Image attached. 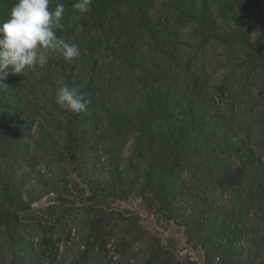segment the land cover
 Returning a JSON list of instances; mask_svg holds the SVG:
<instances>
[{
    "label": "rangeland",
    "instance_id": "374dc122",
    "mask_svg": "<svg viewBox=\"0 0 264 264\" xmlns=\"http://www.w3.org/2000/svg\"><path fill=\"white\" fill-rule=\"evenodd\" d=\"M195 11L213 32L206 51L215 52V57L205 63L212 73L210 85L222 83L231 69L234 82L241 83L215 104L220 115L214 118L219 122L218 141L207 150L210 153H202L198 142L192 154L180 156L181 147L167 143L166 119L153 127L154 132L143 126L149 99L141 100L140 95L130 99L129 94V99H122L126 120L111 128L114 140L108 146L93 141L76 163L42 160L45 148L34 146L36 165L26 160L12 169L0 166V264H49L39 240L43 233L54 238L59 233L51 226L29 224L26 216L29 209H45L60 197L73 201L75 220L58 246L55 264L81 260L87 244L91 246L89 264L98 261L105 253L98 255L87 221L97 208L89 198L102 190L109 191L100 212L108 216L106 254L112 256L113 264H264V199L256 195L264 187V0H198ZM183 32L182 49L200 42L194 40L193 29L186 27ZM143 53L150 60L153 51ZM53 57L59 56L52 54L50 62L39 68L40 74L50 72L51 83L62 87L61 73L53 70ZM141 58L137 56L139 65ZM135 74L144 75L141 69ZM245 78L256 82L250 95L244 88ZM6 83V79L0 81V90ZM38 93L45 95V90ZM31 97L40 99L35 92ZM137 104L143 105L138 118ZM45 112L54 116L51 109ZM206 139V135L201 139L204 148ZM232 141L236 143L232 166L242 167L247 176L239 186L230 187L222 185L218 157ZM199 152L195 162L187 160ZM162 162L168 163L156 173L155 163ZM179 162L183 163L179 170H172L173 163ZM74 183L84 194L74 189ZM251 189L257 191L253 201L247 197ZM120 245L126 247L127 257L122 260L117 252Z\"/></svg>",
    "mask_w": 264,
    "mask_h": 264
},
{
    "label": "trees",
    "instance_id": "16d2710c",
    "mask_svg": "<svg viewBox=\"0 0 264 264\" xmlns=\"http://www.w3.org/2000/svg\"><path fill=\"white\" fill-rule=\"evenodd\" d=\"M55 2L53 0L52 8ZM60 2L65 6V27L62 30L56 29V35L69 43H77L81 56L68 62L59 53H55L59 57H53V70L61 73L63 86L75 87L83 93L87 108L81 113L60 108L54 98L59 86L51 83L50 72L40 74L39 66L26 71L24 75H9L6 86L0 90V166L12 169L26 160H31L32 166L36 165L38 160L35 161L36 156L32 153L34 146L45 148L46 154L40 157L42 160L70 163L78 162L80 154L87 150L86 146L91 148L94 142L108 146L114 140L111 128L120 126L126 120L121 111L122 99H129V94L130 99H138L139 95L141 100L149 99L146 103L149 111L143 126L151 127L154 132L153 127L166 119L167 143L174 142L180 146V156L192 154L199 143L203 147L201 152L208 155L210 152L207 150L210 151L214 142L218 141L216 129L219 122L214 118L220 115L215 104L241 83L234 82L231 69L227 70L228 74L222 83L210 85L212 73H209L205 63L215 57V52L206 51L213 32L203 18L196 15L198 0H188L187 4L179 3V0H165L160 4H157L159 0H92V10L87 14H80L73 9L76 0ZM16 3L17 0H0V26L10 18V11ZM186 27L194 30V40L200 42L190 45L189 49H182L179 38L183 36ZM145 49L154 53L150 60L144 59L147 54L143 53ZM200 50L202 53L199 56ZM140 55L142 58L139 65L136 60ZM136 69H141L143 77L135 74ZM212 71L215 76L218 66ZM243 82L246 93L252 94L256 82L248 78ZM39 90H45L47 96L39 94ZM34 92L40 99L31 97ZM142 106L136 110L137 118ZM48 109L54 112V116L45 112ZM33 127L36 132H33ZM220 127L224 128L225 123ZM232 133L236 135L238 130ZM202 134L207 136L205 148L201 141ZM92 135L96 137L92 138ZM61 142L63 145H60ZM235 145V141H232L218 157L219 163L222 162L218 164V170L223 174L222 185L227 183L230 187L239 186L247 176L242 167L232 166ZM198 155L200 152L187 160L195 162ZM167 163H155L154 171L159 173ZM182 164L173 163L171 169L179 170ZM65 169L62 168L63 174ZM74 186V189L79 190L76 183ZM79 191L84 194L83 190ZM257 191L256 195L264 199L263 185ZM257 191L251 189L247 197L253 201ZM108 192L96 191L89 198L92 207L97 208L87 221L88 228L95 236L98 255L105 253L91 264H113L112 256L108 258L106 254L110 234L106 229L108 216L100 212L104 200L109 197ZM28 212V223L35 222L39 225L35 226L42 228L41 225L51 226V229L59 233L56 238L43 233L39 240L40 249L45 252L49 264H55L58 246L68 237L69 224L75 220L73 201L60 197L45 209L31 208ZM125 251L126 247L121 245L117 248L121 260L127 257ZM90 252L91 246L87 244L86 255L73 264H89Z\"/></svg>",
    "mask_w": 264,
    "mask_h": 264
},
{
    "label": "clouds",
    "instance_id": "9594fccd",
    "mask_svg": "<svg viewBox=\"0 0 264 264\" xmlns=\"http://www.w3.org/2000/svg\"><path fill=\"white\" fill-rule=\"evenodd\" d=\"M17 0L10 18L0 26V81L11 74H22L44 67L49 57L59 53L71 62L81 56L77 43H69L56 35L64 29L65 6L56 0ZM92 0H76L72 5L80 14L91 12ZM56 103L60 108L81 113L87 108L83 93L75 87L64 85L57 89Z\"/></svg>",
    "mask_w": 264,
    "mask_h": 264
}]
</instances>
